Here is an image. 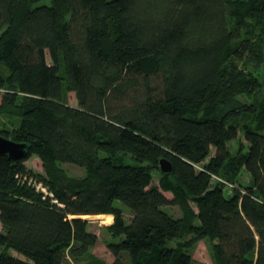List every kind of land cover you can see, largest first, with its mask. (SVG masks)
<instances>
[{
    "label": "trees",
    "instance_id": "obj_1",
    "mask_svg": "<svg viewBox=\"0 0 264 264\" xmlns=\"http://www.w3.org/2000/svg\"><path fill=\"white\" fill-rule=\"evenodd\" d=\"M41 1L0 0V264H264V0Z\"/></svg>",
    "mask_w": 264,
    "mask_h": 264
},
{
    "label": "rangeland",
    "instance_id": "obj_2",
    "mask_svg": "<svg viewBox=\"0 0 264 264\" xmlns=\"http://www.w3.org/2000/svg\"><path fill=\"white\" fill-rule=\"evenodd\" d=\"M50 0H42L39 4H49ZM262 49L264 51V43L262 46ZM50 63V61H48ZM258 76L260 79L264 76V66H262L261 70L259 71ZM69 104L73 106H77V99L76 95L74 93L69 94ZM9 119L7 117L1 116L0 117V126L2 127V123H7ZM232 150H235L234 144L232 145ZM26 167L35 172V173H43L42 169V163L38 157H32L28 161L25 162ZM60 166L67 172L70 176L75 177H82L85 174V170L79 166H76L74 164L70 163H61ZM245 176H241L243 182H247L249 175L245 172ZM247 176V177H246ZM154 184L158 183V174L155 175L154 178ZM166 196L170 199L172 198V195L169 193H166ZM118 206H121L124 211L125 215H127V218L130 217V213L127 207L121 205L119 202H117ZM165 209V207H164ZM166 209L171 212L174 216L179 215V210L175 206H167ZM82 219L89 220L91 222L90 230L94 233H96L99 237V242L96 245L94 249H92V253L96 256L106 260L107 262L112 263L113 257L110 254V252L107 249V243L110 241L109 233L105 230L106 224H103L100 219L97 218V216H90V217H82ZM2 229L1 223H0V230ZM13 252V251H12ZM14 256H17L18 254L16 252L12 253ZM193 257V264H213L212 259V251H211V242L208 240H202L198 241L195 246L193 247L192 252ZM68 264V263H67Z\"/></svg>",
    "mask_w": 264,
    "mask_h": 264
},
{
    "label": "water",
    "instance_id": "obj_3",
    "mask_svg": "<svg viewBox=\"0 0 264 264\" xmlns=\"http://www.w3.org/2000/svg\"><path fill=\"white\" fill-rule=\"evenodd\" d=\"M4 154H7L11 159L19 160L26 154V145L16 143L0 135V155ZM160 169L163 173L171 172V163L163 159L160 163Z\"/></svg>",
    "mask_w": 264,
    "mask_h": 264
},
{
    "label": "bare ground",
    "instance_id": "obj_4",
    "mask_svg": "<svg viewBox=\"0 0 264 264\" xmlns=\"http://www.w3.org/2000/svg\"><path fill=\"white\" fill-rule=\"evenodd\" d=\"M97 218L100 219L103 224L109 225L112 223L113 217L111 215H99Z\"/></svg>",
    "mask_w": 264,
    "mask_h": 264
},
{
    "label": "built area",
    "instance_id": "obj_5",
    "mask_svg": "<svg viewBox=\"0 0 264 264\" xmlns=\"http://www.w3.org/2000/svg\"><path fill=\"white\" fill-rule=\"evenodd\" d=\"M228 188H229V192H231V190H232V189H231V188H232V185H229Z\"/></svg>",
    "mask_w": 264,
    "mask_h": 264
},
{
    "label": "crops",
    "instance_id": "obj_6",
    "mask_svg": "<svg viewBox=\"0 0 264 264\" xmlns=\"http://www.w3.org/2000/svg\"><path fill=\"white\" fill-rule=\"evenodd\" d=\"M112 221H113V218H112Z\"/></svg>",
    "mask_w": 264,
    "mask_h": 264
}]
</instances>
